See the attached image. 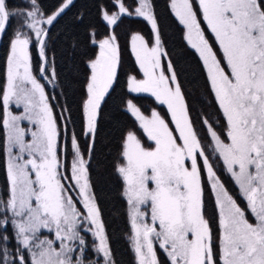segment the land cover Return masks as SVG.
Here are the masks:
<instances>
[{"label": "snow or ice", "instance_id": "1", "mask_svg": "<svg viewBox=\"0 0 264 264\" xmlns=\"http://www.w3.org/2000/svg\"><path fill=\"white\" fill-rule=\"evenodd\" d=\"M25 3L24 8H10L8 0H0V33L17 20L0 84V153L6 175L0 193V264H85L86 242L81 235L85 224L98 241L94 251L102 255L104 264H114L91 193L89 161L75 135L71 180L83 212L62 183L57 122L31 63L30 45L35 43L43 61L41 76L56 79L54 61L50 68L45 50L49 32L45 25H54L73 0H62L47 16L37 0ZM112 3L115 11L110 13L104 5L100 9L109 31L100 34L91 28L87 36L93 51L85 52L86 134L94 136L99 110L118 76L120 46L114 28L125 16L143 19L153 33L151 45L141 34L130 37L143 78L129 76L128 92L150 94L166 105L178 133L174 135L155 109L145 115L132 100L126 101V110L153 145L145 147L136 131H127L115 166L128 205L129 239L137 264H160L157 245L169 264H264V0H198L199 12L193 0H171L183 39L198 54L224 120L227 142L203 120L211 156L193 126L174 66L167 65L170 75L162 67L161 58L167 53L151 0H135L132 11L123 0ZM201 17L214 35L219 57L206 38ZM11 105L22 111L14 114ZM213 157L222 161L238 186L244 207L220 180ZM202 170L219 214L215 248L204 213Z\"/></svg>", "mask_w": 264, "mask_h": 264}, {"label": "trees", "instance_id": "2", "mask_svg": "<svg viewBox=\"0 0 264 264\" xmlns=\"http://www.w3.org/2000/svg\"><path fill=\"white\" fill-rule=\"evenodd\" d=\"M134 1L123 0L128 6L134 4ZM61 2L62 0H37L45 15L55 11ZM20 3L21 0H8L10 8L17 7ZM151 3L162 44L167 53L163 57L162 64L166 69L169 62L174 66L193 126L205 150L211 156V149L207 147L210 143L207 126L203 124V120L207 119L221 137L225 136L224 120L209 88L206 72L198 54L183 39V28L172 13L169 0H151ZM101 5L106 6L108 11L115 9L112 0H73L70 8L54 22V25H46L49 32L45 50L50 68L54 61L56 79H40L44 80L47 96L52 99L50 101L52 107L55 106L56 109L58 107L65 118L67 145L70 144V137L75 135L81 151L88 155L90 184L114 264H135L128 238L130 227L127 203L122 196V180L117 175L115 166L121 158L124 135L136 125L134 117L126 110V99L130 96L135 104L142 108L144 106V97L140 94L128 96V77L137 72L130 37L139 33L150 42L153 40V33L146 21L135 16L132 18L125 16L115 26L114 32L120 46L118 76L99 110L94 136L89 139L84 130L82 110L88 75L85 63L88 57L85 52L93 51L87 46V36L91 28H96L100 34L109 31L101 19ZM12 33L13 27L9 24L0 39V84L4 82L6 53ZM31 53L32 64L37 71L40 57L37 45L34 43L31 45ZM49 84L52 86L50 87ZM53 100L57 101L56 104ZM2 111L0 104V113ZM58 113L55 111V114ZM213 161L215 162V157ZM216 168L227 190L235 198L239 197L233 180L226 174L222 165ZM0 176L4 178L2 153H0ZM202 176L204 213L209 220L212 235L217 239L219 227L216 205L203 172ZM157 257L161 260V264H169L164 253L158 252Z\"/></svg>", "mask_w": 264, "mask_h": 264}, {"label": "rangeland", "instance_id": "3", "mask_svg": "<svg viewBox=\"0 0 264 264\" xmlns=\"http://www.w3.org/2000/svg\"><path fill=\"white\" fill-rule=\"evenodd\" d=\"M193 2L195 4V6H196V10L199 12L198 0H193ZM169 3H171V0H169ZM125 5L128 6L126 3H125ZM26 6L27 5L25 3V0H21V3L17 7L24 8ZM135 6H136V3L134 1V4H132L131 6H128L129 7V10L132 11L135 8ZM115 10L116 9H114L113 11H115ZM109 12L111 13L112 11H109ZM45 16H47V15H45ZM127 17H131L132 18L133 16H127ZM136 18H138V17H136ZM200 19H201V26H202L203 30L205 31V34H206V38L209 40V43L213 46L214 51H217V54H218V57H219L220 56V53H219V50H218V45L215 42L214 35L207 28V25H206L205 22H203L202 17ZM122 21H124V20H122ZM10 24L13 27V32H14L15 27H16V24H17V20L13 19L12 21H10ZM45 27H46V25H45ZM12 36H13V33H12L10 39H9L6 57H7L8 51H9V47H10V42H11ZM151 42L152 41L149 42L150 45H151ZM30 55L32 57L31 45H30ZM135 61H136V58H135ZM162 61H163V57L161 58V64H162ZM31 63H32V58H31ZM5 67H6V60H5ZM136 67H137V72L135 74L131 75V76H135V77H137V79H142L143 78V75H142V72H141V70L139 68V65H138L137 61H136ZM162 67L165 70V74L166 75H170V73L167 72V69L165 68V66L163 64H162ZM32 69H33V75L36 76V78L38 79V81L45 88V84L43 83L44 80H41L40 79L41 77H39V75H38L39 74V67L37 68V71H35V69L33 67V64H32ZM4 79H5V73H4ZM48 79H50V74H49V78ZM86 82H87V80H86ZM49 86L51 87L52 85L49 84ZM45 93L47 95L46 88H45ZM131 94H135V93H129L128 96L131 95ZM140 96H143L144 97V102H143L144 103V106L142 108L141 106H139L137 104L136 105L139 108L142 109L141 110L142 113L145 114V115H149L150 116L151 111L153 109H155L161 115V117L165 120V122L169 124V128L174 131V135H177L178 136V133L175 132V124L171 120V115L168 112L167 106L166 105H160L155 100V98L152 97L150 94L144 93V94H140ZM85 97H86V92H85V95H84V97L82 99V110H83V101H84ZM126 100H131L130 96ZM50 101H52V99L50 100L48 98V103H49L50 107L52 108L53 116L56 119L57 128H58V149H59L58 150V156H59L60 163H61L60 173H61V176L63 177L62 183H64L65 184V187L69 189V194L74 198V200H75V202L77 204L78 209H80L83 212L84 211L83 204L80 202V198L78 196V189L75 187V182L71 180V164H72V161H73V158H74L73 149L71 147V139H72V137H70V144L68 146L67 145V140H66L67 129H66V121H65V118L60 113V111L58 110V107H57V109H56L55 106L52 107V104L50 103ZM53 102H54V104H56L57 101H54L53 100ZM10 110L14 114H19V112L22 111V108H19L18 109L15 105H11L10 106ZM55 111L56 112L58 111L59 113L58 114H55ZM83 118H84V130H85L86 118H85L84 112H83ZM135 124H136L135 127L134 128H131L130 130H134V131L137 132V135L139 136V138L141 139V141H142V143L144 144L145 147L153 146V145H151V142H149L147 140V137L143 133V131L141 129H139L138 123L136 121H135ZM23 126L28 127L27 122H23ZM88 137H89V139H92L93 135L92 134H88ZM124 137H125V135H124ZM28 138L30 139V136ZM222 138L225 139V142H227L226 137H222ZM123 140H124V138H123ZM123 140H122V144H123ZM82 153L84 155V159L86 161H88V155H85L84 152H82ZM214 164L217 167H219V166L222 165V167L224 168V166L222 164V161L221 162H217L216 159H215ZM188 166L190 167V161L188 162ZM216 170H217V168H216ZM224 171L226 172L225 169H224ZM202 172L204 173L205 179H207V183L209 185V188L211 189V187H210V181L208 180V177H207L206 172L203 171V170H202ZM226 174L230 177V175L227 172H226ZM219 178H220V176H219ZM202 179H203V176H202ZM220 180H221V178H220ZM5 182H6V175H5V170H4V178L2 179L1 176H0V193H2L3 190H4ZM222 183H223V181H222ZM122 186H123V184H122ZM202 188H203V184H202ZM236 189H237V192L239 194L238 186H236ZM122 190H123V188H122ZM211 191H212V189H211ZM91 193L93 194L92 187H91ZM212 194H213V199H214V203H215L214 193L212 192ZM238 196L239 197L236 198L237 201H238V203H240L241 206L244 207L245 206V202L241 199L240 195H238ZM216 211H217V214H218L217 207H216ZM127 213H128V205H127ZM85 215H86V212H85ZM248 218H249L250 222H254V220H253V218L251 217L250 214H249ZM100 221H101V218H100ZM128 222H129V227H130L129 216H128ZM218 227H219V214H218ZM86 228H87V224H85V228L84 229H81V235L84 237L85 242H86V247H85V252H84V256L86 257L85 264H88V262H91V264H97V262H98V264H104V260H103L102 255L94 251V244L95 243H98V241L95 240L94 236L92 235V232L87 231ZM44 235L45 236H49V238H52V235H50L47 232V230H44ZM130 235H131V227H130V230H129V237H130ZM219 236H220V228H219V235L216 237L217 239H214V237H213V245H214V248L216 246H218V244H219ZM129 242H130V239H129ZM10 246L14 247L15 246V242L13 241L12 242V245H10ZM57 247H58V244H57ZM130 250H131L132 256L134 258L135 264H137L136 256H135L134 250H133V248L131 246V243H130ZM156 251H157V253L158 252L164 253L162 250L159 249L158 245L156 246ZM159 261H160V264H161V260H159Z\"/></svg>", "mask_w": 264, "mask_h": 264}, {"label": "water", "instance_id": "4", "mask_svg": "<svg viewBox=\"0 0 264 264\" xmlns=\"http://www.w3.org/2000/svg\"><path fill=\"white\" fill-rule=\"evenodd\" d=\"M2 33H0V39H1ZM38 49V46H37ZM39 51V50H38ZM41 58V57H40ZM43 63L42 59H41V64ZM41 66V65H40ZM39 73H40V68H39ZM41 75V74H40Z\"/></svg>", "mask_w": 264, "mask_h": 264}]
</instances>
